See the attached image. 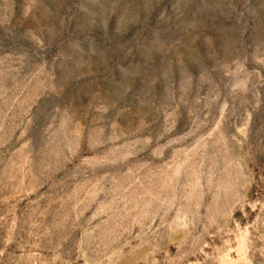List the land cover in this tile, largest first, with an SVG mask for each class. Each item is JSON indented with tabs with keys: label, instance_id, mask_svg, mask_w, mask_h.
Returning <instances> with one entry per match:
<instances>
[{
	"label": "rangeland",
	"instance_id": "obj_1",
	"mask_svg": "<svg viewBox=\"0 0 264 264\" xmlns=\"http://www.w3.org/2000/svg\"><path fill=\"white\" fill-rule=\"evenodd\" d=\"M76 263L264 264V0H0V264Z\"/></svg>",
	"mask_w": 264,
	"mask_h": 264
}]
</instances>
